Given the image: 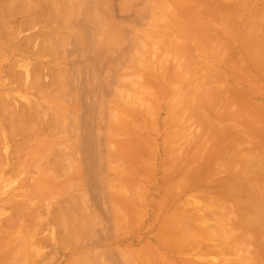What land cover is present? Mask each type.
I'll list each match as a JSON object with an SVG mask.
<instances>
[{"label":"rangeland","instance_id":"374dc122","mask_svg":"<svg viewBox=\"0 0 264 264\" xmlns=\"http://www.w3.org/2000/svg\"><path fill=\"white\" fill-rule=\"evenodd\" d=\"M250 1L248 3V0H0V71L3 66L0 72V117L9 115L8 111H13L12 108L15 109L16 114H22V117L26 113L23 119L20 117L22 121L25 120L24 123H20L19 117L14 116L7 120L4 116L3 121L5 122H2L0 127L7 134L11 133L8 135L12 143L9 142L10 145L17 143V147L15 145L16 148L13 147V149H19V151H13L15 154L10 149L11 151L9 150V154L5 157L6 154L0 147V151L3 152L0 153L5 154L4 156L0 154L3 156V158L0 157V165H8L5 167L6 171L0 172V178L5 176L4 179H0V230H2L0 231V264H170V262L195 264V261L202 259L208 263H215L214 258L233 255L230 247L235 248L236 245L232 246L233 242L223 243L225 240L223 239L222 244L220 243V252L214 250L212 252L204 247L206 252L202 254L197 251L194 244L193 246L190 244L194 249L190 248L189 244L188 248L185 247L189 242L186 240L189 239L184 233L190 231L188 224L193 225L195 220L197 222V215L199 214V217L205 212L202 211L204 210L202 206H200L201 210L197 205L202 201L205 203L211 201L213 204L215 200L218 204L217 199L223 201L224 215L222 214V217L224 218L222 220L226 224L221 220L225 225L223 226L231 227L234 224V233L229 231L233 226L229 230L227 228L225 233L229 235L231 233V239L229 235L224 238L236 240L235 236L240 237L244 232L248 235L243 234L242 238H248L249 232L253 230L255 232L259 227L258 231L261 235L258 236V231L251 232L255 236L254 240L251 237L253 241L249 238L247 242L246 238V240L242 238L238 240L243 244L241 246L243 249L249 250L250 256L253 254L252 249L253 252L257 246L259 247L256 251L260 249V244H264V237L262 238L264 223L260 222L264 219V211L261 210L264 208V172H262L264 171V155H262L264 154V111L262 112L264 109V68L261 69L264 67L262 65L264 64V57L262 58L264 45L261 44V42L264 43V24L262 25L264 19L259 17L264 15V0H252L254 6L250 5L252 4ZM255 5L256 8H254ZM243 6L251 8L252 16L259 14L257 17L254 16L255 20L251 19L258 20L256 23L258 28L255 27L254 31L255 25L252 24L253 29H250L249 23H245L247 20L242 18L244 11L248 9ZM216 8L222 12H217ZM232 11L234 13H231ZM248 12L250 9L246 13ZM241 25L243 29L246 27L252 30L247 29L252 34L246 32V29L243 33V29H239ZM259 26L261 29L263 27V31ZM227 28L233 29L234 35L237 33L236 37ZM257 30L258 32L255 33ZM211 32H214V35ZM220 36L221 39H219ZM247 37L254 39H247L250 42H256L250 43L247 40L245 42L243 39ZM216 38L223 44L217 42ZM224 40H227L225 44H228L225 45ZM211 42H214V46H211ZM244 42L249 47L251 44V46L254 45L256 49L250 47L252 49L250 51V48L247 49L248 46L244 48ZM220 45L223 48L218 49ZM229 49H231L230 53ZM251 52L259 58L254 59L255 55L253 57ZM208 65L212 73L217 71L214 72L216 77L214 73L212 75L210 71L207 72ZM26 67H29L33 77L32 74L29 78L26 77L24 74ZM246 69H249L250 72H248L252 75L248 74ZM203 71L209 73V75L206 73L209 82L203 81L205 75L203 78L199 77L204 74ZM216 73L220 76L217 77ZM210 75L215 79L222 77L223 80L219 79L221 83H216V79L210 84ZM193 76L197 79L196 81ZM38 79L43 81H40L43 85H37ZM200 80L208 85L201 84ZM250 80H253L254 85L249 82ZM2 83L7 85L4 87ZM202 86L205 88L209 86L212 91H207L206 88V94ZM209 87L208 90L211 89ZM198 88L205 93L203 98ZM221 90L225 93L226 90L234 91L231 92L234 95H227L230 92L225 95ZM210 92L217 94L212 96ZM193 93L197 97L193 96ZM244 94L247 102L241 98ZM207 95L211 98L209 99ZM213 97L219 99H213ZM230 98L234 99L230 100ZM216 100L220 105L216 103ZM234 101L235 103L232 104ZM196 102H200L201 107L197 106ZM228 103L232 104L233 111L245 108L243 112L238 109L236 112L240 111L234 115V118L236 115H241L240 118L237 116L241 121L237 118H229L228 114L226 119L225 115L229 111V115L234 114L231 113L232 110ZM257 103H261L258 105L260 107ZM216 104L219 107L217 109ZM223 104H226L225 108ZM3 105H7L5 108L9 107L5 113L2 112L5 109ZM191 105L195 108L199 107L198 110L192 108ZM204 108L208 109L204 110ZM194 109L197 113L202 112L199 113L198 119L195 111V113L191 112L192 118H190V110ZM218 109L220 111H217ZM221 109H225V115L220 113ZM207 111L212 113L208 114ZM244 111L248 113L245 114ZM28 112H31V115H28ZM245 115L248 116L245 117ZM243 119L245 122L247 120L248 124ZM259 121L261 124L258 123ZM202 122L207 125V128L200 124ZM225 123L232 126L228 125V127ZM22 125L28 128L29 133L25 132L26 129L23 130ZM221 125L222 130L219 128ZM213 126L214 128L216 126V131ZM254 126L263 129L259 130V127L256 129ZM226 132L227 136H225ZM218 133H223L224 137ZM21 136L28 144L34 145L35 153H28L29 145L26 141L24 143ZM220 139H225V142L223 141L225 147ZM18 142L28 147L24 144L19 145ZM235 142L236 146L237 143L240 145L235 147ZM77 143H82L80 149L83 154L81 161L84 162V169L75 166L78 165L79 157L76 152ZM199 143L203 144L201 148L206 143L207 147L203 149L204 152L199 148L201 145H198ZM225 148L229 152H226ZM208 149L209 151L205 152ZM219 149L222 155L219 154ZM20 152L21 155H19ZM200 152H203V157ZM24 154L25 156H22ZM241 155L248 161L250 159V164L254 162L252 168L250 164L247 165V160ZM254 155H258L257 158L263 156L260 158L262 161L257 160L256 156L254 158ZM223 156L225 158L228 156L227 160ZM194 157L197 158L196 161ZM201 158L204 160H200ZM228 159L229 164L226 163ZM256 160L259 165L263 166H258L262 170L257 167ZM242 163L245 165L244 169L247 167L248 170L243 171ZM200 165H202L201 170L197 171ZM236 166L238 167L235 169ZM10 168L12 170L15 168V170L11 171ZM16 169L17 172H15ZM184 170L186 174L183 173ZM188 170L192 171L188 172ZM193 171H197L200 176ZM11 172L13 174H10ZM243 172L245 173L242 177ZM181 173L183 176L180 175ZM184 180L186 184L188 183L187 185H184ZM245 184L250 188L246 189ZM247 193H251V201ZM211 197L214 199L213 202ZM207 199L208 202H206ZM254 201L257 203H253ZM220 203L218 205H222ZM235 203L241 204L240 207ZM252 205L255 206H253L254 210H251ZM246 206L248 209L245 208ZM27 208L32 213L26 211ZM240 209L246 211L237 212ZM255 210L261 213V220L259 219L260 213ZM37 211L39 213H36ZM233 213L237 214L235 215L237 219ZM31 214H38L39 218L37 219L36 215L27 217L32 216ZM13 215L17 218H12ZM246 215L256 220L259 219V222L257 220L256 224L255 220H251L252 217L247 219ZM172 216L174 220L183 218V221H181L182 218L179 219L180 221L176 220L181 222L180 225L186 224L185 227L181 226L187 229L183 231L184 233L179 231L181 227L179 228L178 224V230L174 227L178 222H175ZM204 218L211 219L208 214ZM7 219H13L14 223ZM14 219L16 221L19 219V221L16 222ZM169 223H173L170 224L173 228ZM235 227L238 228L235 229ZM249 227H252L251 230H248ZM174 228L176 234L173 233ZM194 228L191 230H195ZM4 230L7 235L3 233ZM170 231L171 233L166 236L165 233ZM162 233L167 238V242H163L162 239L160 241L159 238L164 237ZM177 235H180L179 239H176ZM191 235L188 233V237L192 238ZM165 237L163 240L166 239ZM184 237L186 240L181 242L180 238L184 239ZM168 238H171V241ZM258 241L260 243L257 244ZM260 250L257 251L259 260L264 253L262 249L259 256ZM199 257L202 259H198ZM221 261L223 264L224 260ZM221 263L218 261L215 264ZM259 264H261L260 261Z\"/></svg>","mask_w":264,"mask_h":264},{"label":"bare ground","instance_id":"6f19581e","mask_svg":"<svg viewBox=\"0 0 264 264\" xmlns=\"http://www.w3.org/2000/svg\"><path fill=\"white\" fill-rule=\"evenodd\" d=\"M249 1H250V0H248V3H249ZM250 2H252V0H251ZM253 2H254V1H253ZM253 2H252V4H250V5H253ZM255 2H256V1H255ZM227 3H228V2H227ZM235 3H236V2H235ZM238 4H239V3H238ZM254 4H255V3H254ZM239 5H240V4H239ZM241 5H242V3H241ZM241 5H240V6H241ZM245 5L248 6L249 4H248V5L245 4ZM250 5H249V6H250ZM256 5H257V4H256ZM256 5H255L254 8H256ZM230 6H231V4H230ZM235 6H236V4H235ZM246 6H243V7L248 8L247 11L250 9V12L246 13L247 11H246V10H245V11L243 10L245 14H243L244 16L242 15V16H243L242 18L245 19V20H247V22H245V23H247V24L249 23L248 27H249L250 29L253 27V26L251 27L252 24L255 25V26H254V29L252 28L253 31H254V30H255V27H257V26H256V23H257L258 20H257V21H253V20H251V19H254V20H255L254 16L257 17V16H259V14H258L257 16H256V15L252 16V15L250 14V13H251V8L246 7ZM253 6H254V5H253ZM253 6H251V7L253 8ZM263 7H264V6H263ZM236 8H237V7H236ZM236 8H235L234 10H236ZM241 8H242V7H241ZM241 8H240V10L243 9V8H242V9H241ZM216 9H217V12H222V11H220V9H219V11H218V8H216ZM228 9H230V8H228ZM260 9H261V8H260ZM262 9H263V8H262ZM238 10H239V9H238ZM240 10H239V11H240ZM225 11H226V10H225ZM236 12H237V11H236ZM253 12H254V11H253ZM261 12H262V11H261ZM263 12H264V10H263ZM263 12H262V13H263ZM215 13H216V12H215ZM226 13H227V12H226ZM228 13H229V12H228ZM231 13H234V12L232 11ZM231 13H230V15H231ZM240 13H242V12H240ZM237 14H238V13H237ZM247 14H250V15H247ZM253 14H255V13H253ZM217 15H218V14H217ZM217 15H216V16H217ZM219 15H220V14H219ZM230 15H229V16H230ZM233 15H234V14H233ZM235 15H236V14H235ZM235 15H234V16H235ZM240 15H241V14H240ZM245 15H247L246 18H248V19L245 18ZM224 16H226V15H224ZM224 16H223V18H225ZM237 16H239V15H237ZM250 16H251V18H250ZM262 16H264V15L262 14L261 17H259V18H263V19H264V17H262ZM226 17H228V16H226ZM252 17H253V18H252ZM232 18H235V17H232ZM232 18H230V19H232ZM242 18H241V19H242ZM225 19H226V18H225ZM230 19H229V21H230ZM238 19H240V17H239ZM222 20H223V19H222ZM234 20H235V19H234ZM236 20H237V18H236ZM245 20H244V21H245ZM248 20H249L250 22H248ZM260 20H261V19H260ZM260 20H259V21H260ZM232 21H233V20H232ZM241 21H243V20H241ZM241 21H240V22H241ZM244 21H243V22H244ZM251 21H252L253 23H251ZM261 21H262V20H261ZM261 21H260V23H261ZM243 22H241V23L243 24ZM263 22H264V21H263ZM263 22H262V25L264 24ZM250 23H251V24H250ZM237 25H238V22H237ZM244 25L247 26L246 24H244ZM244 25H243V26H244ZM258 25H261V24H258ZM238 27H239V26H238ZM240 27H241V28H239L240 30L243 29V28H242V25H241ZM235 28L238 29L237 27H235ZM249 28H246V27H245L244 29H246L245 31L247 32V31H248L247 29H249ZM257 28H258V27H257ZM259 28H260V30L263 29V27H262V29H261V26H259ZM227 29H228V28H227ZM244 29H243V33H244ZM250 29H249V30H250ZM218 30H219V29H218ZM228 30H229V29H228ZM240 30H239V31H240ZM229 31H232V33H233V29H232V30H229ZM234 31H235V30H234ZM250 31H252V30H250ZM262 31H263V30H262ZM216 32H218V31L216 30ZM222 32H223V31H222ZM257 32H258V30L255 31V33H257ZM211 33H213V35H214V32H211ZM230 33H231V32H230ZM248 33H249V31H248ZM253 33H254V32H253ZM259 33H261V32H259ZM262 33H263V32H262ZM262 33H261V34H262ZM208 34L210 35V33H208ZM246 34H247V33H246ZM249 34H252V32L249 33ZM209 35H208V36H209ZM218 35H219V32H218ZM235 35H237V33H235ZM235 35H234V33H233V36H235ZM221 36H222V35H221ZM221 36H220V38H219V37H218V38L221 39ZM224 36H225V35H224ZM240 36H242V35H240ZM244 36L246 37V35H244ZM244 36H243L242 38H244ZM248 36H249V35H248ZM250 36H251V35H250ZM256 36H257V34H256ZM260 36H261V35H260ZM263 36H264V35H263ZM263 36H261V37H263ZM210 37H211V36H210ZM212 37H213V36H212ZM212 37H211V38H212ZM225 37H226V36H225ZM235 37H236V36H235ZM237 37H238V36H237ZM251 37H252V36H251ZM251 37H250V38L247 37V38H245V39H243V40H244V41L247 40V39H252V40H254V39L251 38ZM261 37H260V38H261ZM211 38L208 37V39H211ZM223 38H224V37H223ZM257 38H258V36H257ZM208 39H207V40H208ZM216 39H217V38H216ZM261 39H262V38H261ZM213 40H214V39H213ZM228 40H229V38H228ZM233 40H234V39H233ZM239 40H240V39H239ZM258 40H259V39H258ZM263 40H264V37H263ZM208 41H209V40H208ZM211 41H212V40H211ZM214 41H215V40H214ZM225 41H227V40H224V44H225ZM229 41H231V40H229ZM247 41L250 42V40H247ZM259 41H260V40H259ZM217 42H219L218 39H217ZM241 42H243V41H241ZM245 42H246V41H245ZM245 42H244V43H245ZM253 42H256V41H251L250 43H253ZM263 42H264V41H263ZM209 43H210V42H209ZM213 43H214V42H213ZM213 43L211 42V46H212V45L214 46ZM219 43H220V42H219ZM215 44H216V43H215ZM220 44H223V43H220ZM226 44H228V43H226ZM226 44H225V45H226ZM231 44H232V43H231ZM261 44L264 45V43H262V42H261ZM261 44H260V45H261ZM225 45H224V47H225ZM233 45H234V44H233ZM249 45H250V44H249ZM251 45H252V44H251ZM251 45H250L251 48H252V47L255 48L254 45H253V46H251ZM256 45H257V43H256ZM260 45H259V47H261ZM227 46H230V45H227ZM242 46H243V45H242ZM246 46H248L247 43L244 44V48H245ZM221 47L223 48V46L220 45V47H218V49H220ZM250 47L248 46L247 49H249ZM212 48H213V47H212ZM214 48H217V47H214ZM230 48H231V47H230ZM235 48H236V47H235ZM251 48H250V51H252ZM261 48H262V47H261ZM261 48H259V49H261ZM225 49H227V48L225 47ZM225 49H224V50H225ZM237 49H238V48H237ZM255 49H256V48H255ZM255 49H254V50H255ZM257 49H258V48H257ZM262 49H264V47H263ZM216 50H217V49H216ZM222 50H223V49H222ZM227 50H228V49H227ZM230 50H231V49H229V53L231 52ZM254 50H253V51H254ZM219 51H220V50H219ZM234 51H235V50H234ZM242 51H243V50H242ZM255 51H256V50H255ZM255 51H254V52H255ZM257 51L259 52V50H257ZM247 52H248V51H247ZM256 53H257V52H255V54H256ZM260 53H261V51H260ZM249 54H250V53H249ZM253 54H254V53H253ZM255 54H254V55H255ZM262 54H263V53H261V55H262ZM227 55H228V53H227ZM251 55H252V52H251ZM251 55H248V56L251 57ZM254 55H252V56L254 57ZM256 55L258 56V54H256ZM256 55H255L254 59H255V58H256V59L259 58V57H256ZM261 55H260V56H261ZM239 56H240V55H239ZM263 57H264V55H262V58H263ZM251 58H252V57H251ZM242 59H243V58H242ZM251 61H252V60H251ZM253 61H254V60H253ZM254 62H255V63H259V61L256 62V60H255ZM3 63H4V62H3ZM255 63H254V64H255ZM260 63H262V62H260ZM263 63H264V61H263ZM246 64H247V63H246ZM247 65H248V64H247ZM262 65H264V64H262ZM208 66H209V65H208ZM252 66L255 67L254 65H252ZM259 66H260V65H259ZM259 66H256V67L259 68ZM1 67H2V69H1L0 72H2V70H3V66H1ZM204 67H205V66H204ZM204 67H203V68H204ZM246 67H247V66H246ZM32 68H34V67H32ZM203 68H202V69H203ZM263 68H264V67H262L261 69H263ZM22 69H23V68H22ZM24 69H25V67H24ZM24 69H23V70H24ZM205 69H206V71H207V68H205ZM210 69H211V68H210V66H209V70H208L207 72L210 71L212 75H213L214 72H217V71H214V72L212 73V71H211ZM256 69H257V68H256ZM33 70H34V69H33ZM246 70H247V69H246ZM9 71H10V70H9ZM35 71H36V68H35ZM198 71H199V70H198ZM204 71H205V70H204ZM204 71H203V72H204ZM248 71L250 72L249 69L247 70V73L250 74ZM261 71H263V70H261ZM4 72H5V71H4ZM20 72H22V70H20ZM32 72H33V71H32ZM194 72H195V71H194ZM199 72H200V71H199ZM201 72H202V71H201ZM207 72H206V73H207ZM206 73H205V72H204V74L201 73L202 75L199 73L201 76H199L198 74H197V76L203 78V76L205 75V78H206V79L204 78L203 81H208V82H209V80H207ZM251 73H252V72H251ZM10 74H11V73H10ZM10 74H9V75H10ZM17 74H18V73H17ZM20 74H21V73H20ZM20 74H18V75H20ZM22 74H23V73H22ZM24 74H26V77H28V78H29V76L32 74V73H31V70L29 69V67H26V70H25V73H24ZM189 74H190V73H189ZM193 74H194V73H193ZM207 74L209 75V73H207ZM11 75H13V74H11ZM34 75H35V73H34ZM212 75H210V78H211V79L208 78V79H210V84L213 82V80L215 81L216 79H217V81H215V82H216V83L219 82L218 80H219L220 78H219V79H218V78L215 79V78L212 77ZM216 75H217V77H218L219 73H216ZM250 75H252V74H250ZM253 75H254V74H253ZM13 76H14V75H13ZM13 76H12V77H13ZM24 76H25V75H24ZM24 76H23V77H24ZM219 76H220V75H219ZM16 77H17V76H16ZM16 77H15V78H16ZM18 77H19V76H18ZM23 77H22V78H23ZM32 77H33V74H32ZM39 77H40V75H39ZM193 77H194V76H193ZM199 77H196V78H199ZM214 77H216V76H215V73H214ZM19 78H20V77H19ZM212 78H213V79H212ZM40 79H41V77H40ZM40 79H38V80H39V83H38L37 85L42 84V83H40V81H42V80H40ZM199 79H200V78H199ZM199 79H198V80H199ZM221 79H222V77H221ZM221 79H220V80H221ZM17 80H19V79H17ZM20 80H21V79H20ZM192 80H193V79H192ZM194 80L196 81L197 79H195V77H194ZM222 80H223V79H222ZM203 81L200 80V82H202L201 84H205V83H206V82L204 83ZM211 81H212V82H211ZM42 82H43V81H42ZM192 82H194V81H192ZM249 82H252V84H253V80H250ZM254 82H256V81H254ZM194 83H196V85L198 84V82H194ZM219 83H221V82H219ZM222 83H224V82H222ZM2 84H3V83H2ZM206 84L208 85V83H206ZM229 84H230V83H229ZM5 85H7V84H5ZM5 85L3 84L2 86L5 87ZM29 85H31V84H29ZM34 85L36 86V82H34ZM42 85H43V84H42ZM44 85L46 86V84H44ZM222 85H223V84H222ZM253 85H254V84H253ZM204 86H206V85H204ZM29 87H30V86H29ZM31 87H32V85H31ZM195 87H197V86H195ZM202 87H203V86H202ZM202 87H201V88H202ZM208 87H209V86H208ZM208 87H206L207 89H206L205 87H203V88H204V90L206 89L207 91H212V88L209 87V89H210V88H211V89L208 90ZM220 87H221V85H220ZM254 87H255V86H254ZM256 87H257V86H256ZM259 87H261V85H260ZM193 88H194V87H193ZM199 88H200V86H199ZM199 88H198V90H199ZM214 88H215V87H214ZM221 88H222V87H221ZM221 88H220V89H221ZM217 89L219 90V88H217ZM225 89H226V88H225ZM262 89H263V88H262ZM193 90H194V89H193ZM206 90L204 91L205 93L207 92ZM213 90H214V89H213ZM215 90H216V89H215ZM260 90H261V89H260ZM199 91H200V90H199ZM202 91H203V90H202ZM202 91H200V92L202 93L201 96H202V98H203V94L205 95V93H203ZM221 91L224 92L223 90H221ZM226 91H227V92H230V93H228L227 95L231 94V92H234V91H228V90H226ZM262 91H263V90H262ZM227 92H226V93H227ZM263 92H264V91H263ZM210 93H212V96H215L214 94H217V93H214V92H210ZM210 93H209V95H211ZM224 93H225V92H224ZM226 93H225V95H226ZM206 94H207V93H206ZM218 94H219V93H218ZM192 95L194 96L195 94L193 93ZM198 95H199V92H198ZM209 95H207V96H209ZM222 95H223V93H222ZM232 95H234V93L231 94L230 96H232ZM240 95H241V94H240ZM240 95H239V96H240ZM195 96H196V95H195ZM219 96H220V94H219ZM239 96H238V97H239ZM244 96H245V94H244L243 97H241V98L243 99ZM196 97H197V96H196ZM196 97H195V98H196ZM198 97H200V96H198ZM216 97H218V96L216 95ZM216 97H215V98L213 97V99H217ZM222 97H223V96H222ZM190 98H192V97L190 96ZM204 98H205V96H204ZM210 98H211V97L209 96V99H210ZM220 98H221V96H220ZM224 98H225V97H224ZM239 98H240V97H239ZM239 98H237V100H238ZM241 98H240V100H242ZM3 99H5V98H3ZM6 99H7V98H6ZM6 99H5V100H6ZM192 99H193V98H192ZM205 99H208V97H206ZM218 99H219V98H218ZM218 99H217V100H218ZM232 99H234V98H232ZM232 99L230 98V100H232ZM245 99H246V98H244V100H245ZM248 99H249V98H248ZM196 100H197V99H196ZM217 100H216V103L218 104V101H217ZM219 101H220L221 103L223 102V101H221V100H219ZM5 102H6V101H5ZM189 102H190V101H189ZM202 102H203V100H202ZM224 102H225V101H224ZM236 102H240V101H236ZM243 102H244V101H243ZM245 102H247V101L245 100ZM191 103H192V101H191ZM194 103H195V102H194ZM199 103H200V102H199ZM199 103L196 102V104H198L197 106H200V107H201V105H200ZM211 103L213 104V101H212ZM211 103H210V104H211ZM233 103H235V101L232 102V104H233ZM250 103H251V101H250ZM252 103H253V101H252ZM254 103H255V102H254ZM189 104H190V103H189ZM192 104H193V103H192ZM203 104H204V103H203ZM207 104H208V101H207ZM207 104H206V105H207ZM217 104H216V109L219 108V107H217V106L220 105V103H219L218 105H217ZM228 104H229V103H228ZM232 104H229L230 107L228 106L230 109H231V107H232V106H231ZM240 104H241V103H240ZM240 104H239V106H241ZM259 104H261V103H259ZM259 104L257 103V106H258ZM193 105H194V104H193ZM206 105H204V107H205ZM225 105H226V104H223V106H224L223 108H225ZM262 105H263V104H262ZM6 106H7V105H6ZM6 106L3 105L4 108H5ZM191 106H192V105H191ZM194 106H195V105H194ZM194 106H192V108H195ZM211 106H212V105H211ZM234 106H235V105H234ZM234 106H233V109H234ZM236 106H237V104H236ZM242 106H243V103H242ZM242 106H241V107H242ZM246 106L248 107V105H246ZM206 107H207V106H206ZM208 107H209V106H208ZM226 107H227V106H226ZM237 107H238V106H237ZM237 107H236V108H237ZM244 107H245V106H244ZM247 107H246V108H247ZM251 107H252V106H251ZM258 107H260V106H258ZM1 108H2V107H1ZM8 108H9V107L5 108L3 111H2V109H1V111H2L3 113H5V111H6ZM31 108H32V107H30V109H31ZM197 108H199V107H197ZM197 108H195V109L198 110ZM209 108H210V107H209ZM221 108H222V107H221ZM249 108H250V106H249ZM195 109H194L193 111H191L192 109L190 110V118H192V117H191V112H193V113L196 112V116H197V114H198V116H197V119H198V117H199V115H200L199 113H202V112H199V111H198L199 113H197V111H195ZM202 109H203V108H202ZM205 109H206V108H204V110H205ZM207 109H208V108H207ZM207 109H206V110H207ZM227 109H228V108H227ZM230 109H229V110H230ZM238 109H240V108H238ZM238 109H237V110H238ZM244 109H245V108H243V110H244ZM254 109H255V108H254ZM258 109H259V108H258ZM9 110H10V109H9ZM12 110H13V111H11V110L8 111V114H9V115H6V116H5V115H1V117H0V127H1L2 124L5 122V121H3L5 117L7 118V120H8V118H9V119H12L11 117H14V116H15V118L19 117V119H20V117H22V114L20 115V114H16V112H14L15 109L12 108ZM214 110H215V109H214ZM221 110H222V109H221ZM224 110H225V109H224ZM224 110H222V112H220V113H223V114H224V112H225ZM231 110H232V109H231ZM237 110H235V111L232 110L231 113H234V114H230V115H229V112H230V111H229V112L227 111L228 113H226V115L224 114V115L226 116V119L228 118V117H227V114H228L229 118H230V117H231V118H232V117L234 118L235 113H238L240 110H242V108H241L238 112H236ZM243 110H242V112H243ZM246 110H247V109H246ZM260 110H261V109H260ZM188 111H189V109H188ZM194 111H195V112H194ZM209 111H210V110H209ZM209 111H207L208 114L210 113ZM217 111H220V110L218 109ZM248 111H249V110H248ZM248 111H247L246 113H248ZM250 111H251V110H250ZM252 111H253V110H252ZM263 111H264V109L262 110V112H263ZM253 112H254V111H253ZM255 112H256V111H255ZM19 113H20V112H19ZM21 113H22V111H21ZM24 113H25V112H24ZM211 113H212V112H211ZM211 113H210V114H211ZM220 113H219V114H220ZM240 113H241V112H240ZM244 113H245V111H244ZM246 113H245V114H246ZM1 114H2V113H1ZM27 114H28V115H31V112H28ZM214 114H215V113H214ZM241 114H242V113H241ZM257 114H258V112H257ZM257 114H256V115H257ZM193 115L195 116V114H193ZM224 115H222V116L224 117ZM242 115H243V114H242ZM258 115H259V114H258ZM261 115H263V114H261ZM4 116H5V117H4ZM9 116H10V117H9ZM24 116H26V113L24 114ZM24 116H23V117H24ZM194 116H193V118H194ZM201 116H203V115H201ZM209 116H211V115H209ZM214 116H216V115H214ZM220 116H221V115H220ZM222 116H221V117H222ZM237 116H239V115H236V118H237ZM240 116H241V115H240ZM240 116H239V118H240ZM247 116H248V115H247ZM247 116L245 115V117H247ZM249 116H250V114H249ZM23 117H22V119H23ZM33 117H34V116H33ZM221 117H219V118H221ZM242 117H243V116H242ZM255 117H256V116H255ZM261 117H262V116H261ZM263 117H264V115H263ZM28 118H29V117H28ZM236 118H234V119H236ZM250 118H251V116H250ZM203 119H204V118H203ZM217 119H218V112H217ZM223 119H224V118H223ZM252 119H253V118H252ZM252 119H251V120H252ZM254 119H256V118H254ZM258 119H259V118H258ZM261 119H262V118H261ZM15 120H16V119H15ZM20 120H21V119H20ZM191 120H192V119H191ZM199 120H202V119H199ZM199 120H198V122H199ZM206 120H207V118H206ZM237 120H239V119L237 118ZM23 121L25 122V120H23ZM23 121L21 120L20 123H21V124L24 123ZM26 121H27V119H26ZM192 121H194V120H192ZM204 121H205V120H204ZM239 121H241V120H239ZM243 121L245 122V119H243ZM254 121H256V120H254ZM263 121H264V120H263ZM2 122H3V123H2ZM198 122H195V123L198 124ZM200 122H201V121H200ZM205 122L208 123V121H205ZM209 122H211V121H209ZM215 122L217 123V121H215ZM250 122H251V121H250ZM250 122H249V123H250ZM256 122H257V121H256ZM12 123H13V122H12ZM16 123H17V122H16ZM211 123H212V122H211ZM234 123H235V122H234ZM241 123H243V122H241ZM245 123H247V120H246ZM245 123H244V124H245ZM258 123L261 124L260 121H259ZM6 124H7V123H6ZM8 124H9V123H8ZM200 124H201V125L203 124V126L205 125L204 128H205V127L207 128V125L204 124L203 122L200 123ZM218 124H219V122H218ZM225 124H226V123H225ZM225 124H224V125H225ZM247 124H248V123H247ZM247 124H246V126H249V125H247ZM250 124H251V123H250ZM262 124H263V122H262ZM9 125H10V124H9ZM25 125H26V124H25ZM208 125H209V124H208ZM219 125H220V124H219ZM226 125H227V126H228V125L230 126V124H226ZM238 125H239V124H238ZM242 125H243V124H242ZM253 125H255V124L253 123ZM253 125H252V126H253ZM3 126H4V125H3ZM5 126H6V125H5ZM22 126H23V125H22ZM45 126H46V125H45ZM216 126H217V125H216ZM216 126H215V128H214V126H213L214 130L216 129ZM229 126H228V127H229ZM231 126H232V125H231ZM231 126H230V127H231ZM235 126H236V125H235ZM200 127H202V126H199V128H200ZM211 127H212V126H211ZM218 127H219V126H218ZM222 127H223V126L221 125L219 128L222 130ZM250 127H251V126H250ZM254 127H256V129H257V127H259V126H254ZM10 128H12V127H10ZM23 128H24L23 130L26 129L25 126H23ZM202 128H203V127H202ZM202 128H201V129H202ZM219 128H218V129H219ZM232 128H233V127H232ZM232 128H231V129H232ZM234 128H235V127H234ZM263 128H264V126H263ZM263 128L261 127V129H260V127H259L258 129H259V130H262ZM3 129H4V128H3ZM5 129H6V128H5ZM27 129H28V128H27ZM27 129H26L25 132H28ZM42 129H43V128H42ZM208 129H209V127H208ZM211 129H212V128H211ZM220 129H219V131H220ZM238 129H239V128H238ZM250 129L253 130V128H250ZM256 129H254V131H255ZM6 130H7V129H6ZM209 130H210V129H209ZM203 131H204V130H203ZM205 131H206V130H205ZM215 131H216V130H215ZM225 131H226V130H225ZM225 131H224V132H225ZM8 132H9V131H8ZM43 132H44V131H43ZM199 132H200V131H199ZM222 132H223V131H222ZM228 132H229V131H228ZM243 132H244V131H243ZM247 132H248V131H247ZM259 132H260V131H259ZM261 132H262V131H261ZM28 133H29V132H28ZM41 133H42V132H41ZM41 133L39 134L40 136L42 135ZM203 133H204V132H203ZM9 134L11 135V133H8V134H7V132H6L5 130H2V128L0 129V145H2V146H0V147H2V149L4 150V152H5V154H6L5 157H7V155L9 154V150H10V149L12 150V151L10 150L11 152L16 151V150L19 151V149H15V150L13 149V147H14L17 143H15V145H10L11 142L9 141V139H10V137L8 136ZM12 134H13V133H12ZM14 134H15V133H14ZM201 134H202V133H201ZM213 134H214V133H213ZM218 134H219V133H218ZM218 134H217V135H218ZM222 134H223V133H222ZM222 134H219V135L221 136ZM246 134H247V133H246ZM250 134H251V132H250ZM15 135H16V134H15ZM15 135H14V136H15ZM17 135H18V132H17ZM17 135H16V136H17ZM205 135H206V134H205ZM30 136H31V134L29 135V137H30ZM40 136H39V137H40ZM213 136H215V134H214ZM222 136H223V135H222ZM225 136H227V132H226V135H225ZM246 136H247V135H246ZM8 137H9V139H8ZM202 137H203V136H202ZM223 137H224V136H223ZM248 137H249V135H248ZM21 138H22V136H21ZM24 138H25V136H24ZM26 138H27V136H26ZM207 138H209V137H207ZM211 138H213V137H211ZM218 138H219V137H218ZM226 138H227V137H226ZM229 138H232V137H229ZM242 138H243V137H242ZM22 139H23V138H22ZM12 140H13V138H12ZM23 140H24V139H23ZM34 140H35V139H34ZM34 140H33V142H34ZM210 140H211V139H210ZM210 140H209V141H210ZM224 140H225V139H223V140L220 139V141H222L221 143H224V142H225ZM25 141H26V139L24 140V143H25ZM29 141H30V140H29ZM31 141H32V140H31ZM223 141H224V142H223ZM9 142H10V143H9ZM22 142H23V141H22ZM22 142H21V143L18 142V144H19V145L24 144V143H22ZM199 142H202V141H199ZM203 142H204V141H203ZM203 142H202V143H203ZM212 142H214V141H212ZM215 142H216V141H215ZM215 142H214V143H215ZM217 142H218V141H217ZM237 142H238V141H237ZM30 143H32V142H30ZM202 143H199V144H198V145L201 144L199 148H201V146L203 145ZM214 143H213V144H214ZM221 143H220V144H221ZM11 144H12V143H11ZM26 144H28L27 141H26ZM26 144H24V146H25V147H28ZM77 144H78V143H77ZM81 144H82V143H81ZM81 144H78V145H77L78 147H76V148H77L76 152H77L78 155H79V157H78V155H77L78 160H79V163H78V160H77V164H78V165H75V166H76L77 168H79V169H84V168H85L84 162L81 161V159H82V157H83V154L81 153L82 151H81V149H80V148L82 147ZM205 144H206V143H205ZM205 144H204V146L201 148V151H202L205 147H207ZM233 144H234V143H233ZM237 144L240 145V143H237ZM19 145H18V147H20ZM28 145H29V147H28L29 149L27 148V149H28V153H30V154L35 153L36 151H35L34 145H33V144H31V145L28 144ZM217 145H218V143H217ZM238 145H237V146H238ZM11 146H12V148H11ZM215 146H216V145H215ZM218 146H219V145H218ZM223 146L225 147V143H224ZM233 146H234V145H233ZM237 146H236V142H235V147H237ZM16 147H17V145H16ZM16 147H14V148H16ZM221 147H222V146H221ZM227 147H228V146H227ZM227 147H226V148H227ZM229 147L231 148L232 146H229ZM229 147H228V148H229ZM196 148H198V147L196 146ZM199 148H198V149H199ZM214 148H215V147L213 146L212 149L214 150ZM218 148H219V147H218ZM226 148H225V150H226ZM228 148H227V149H228ZM232 148H233V147H232ZM238 148L240 149L241 147H238ZM238 148H237V149H238ZM2 149H1V150H2ZM20 149H21V147H20ZM24 149H26V148H24ZM198 149H197V150H198ZM216 149H217V148H216ZM220 149H221V148H220ZM220 149H219V150H220ZM237 149H236V150H237ZM82 150H83V149H82ZM197 150H196V151H197ZM210 150H211V148H210ZM213 150H212V151H213ZM234 150H235V148H234ZM193 151H194V150H193ZM199 151H200V150H199ZM199 151H198V152H199ZM208 151H209V149H208L207 151L205 150V152H208ZM227 151H228V150H226V152H227ZM0 152H2V151H0ZM26 152H27V151H26ZM194 152H195V151H194ZM203 152H204V150H203ZM203 152H202V153H203ZM222 152L224 153V149H223V148H222ZM228 152H229V151H228ZM2 153H3V152H2ZM2 153H0V154H2ZM196 153H197V152H196ZM200 153H201V152H200ZM200 153H199V154H200ZM202 153H201V154H202ZM210 153H211V152H210ZM215 153H217V152H215ZM234 153H236V152H234ZM5 154H2V155L4 156ZM13 154H15V152H13ZM16 154H18V152H16ZM25 154H26V153H25ZM25 154L22 155V156H25ZM201 154H200V155H201ZM219 154L222 155L221 150H220ZM224 154H225V153H224ZM224 154H223V155H224ZM2 155L0 156L1 158H3ZM19 155H21V152L19 153ZM190 155H191V154H190ZM192 155H193V154H192ZM192 155H191V156H192ZM197 155H198V153H197ZM215 155H216V154H215ZM215 155H214V156H215ZM221 155H220V157H221ZM237 155H238V154H237ZM260 155H261V154H260ZM262 155H264V154H262ZM9 156H10V155H9ZM12 156H13V155H12ZM85 156H86V155H85ZM194 156H195V155H194ZM204 156H206V155H204ZM214 156H213V157H214ZM224 156H226V155H224ZM224 156H223V157H224ZM230 156H231V155H230ZM230 156H229V157H230ZM241 156H242V155H241ZM255 156H256V158L258 157V155H254L253 157L255 158ZM20 157H21V156H20ZM189 157H190V156H189ZM198 157H199V156H197V158H198ZM202 157H203V154H202ZM227 157H228V156H227ZM227 157H226V158L224 157L225 160H227ZM242 157H243V156H242ZM259 157H260V156H259ZM262 157H263V156H261L260 158H262ZM9 158H11V157H9ZM14 158H16V157H14ZM21 158H22V157H21ZM194 158H195V161H196L197 158H196V157H194ZM194 158H193V159H194ZM211 158H212V157H211ZM237 158H238V157H237ZM237 158H236V159H237ZM239 158H240V160H241V157H239ZM243 158H245V157H243ZM260 158H257V160L259 159L260 161H262ZM19 159H20V158H19ZM26 159H27V158H26ZM186 159H187V158H186ZM186 159H185V161H186ZM217 159H218V158H217ZM217 159H216V160H217ZM221 159H223V158H221ZM229 159H230V158H229ZM229 159H228V161H226V163H228V164H229V162H230ZM231 159H232V156H231ZM231 159H230V160H231ZM245 159H246V158H245ZM245 159H243V160H245ZM263 159H264V158H263ZM9 160H10V159H9ZM11 160H12V158H11ZM21 160H22V159H21ZM29 160H30V159H29ZM190 160H191V158H190ZM198 160H199V159H198ZM200 160H204V159L201 158ZM240 160H239V161H240ZM246 160H247V163H248L247 165H249V164H250V163H249L250 159H249V161H248V159H246ZM246 160H245V161H246ZM252 160H253V159H252ZM257 160H256V162H255V163H258L257 167H258V166L263 167V166L259 165V162H257ZM0 161H1V160H0ZM7 161H8V159H7ZM7 161H6V162H7ZM13 161H14V160H13ZM19 161H20V160H19ZM187 161H189V160H187ZM231 161H233V160H231ZM234 161H236V160H234ZM241 161H242V160H241ZM245 161H244V163H245ZM254 161H255V160H254ZM20 162L22 163V161H20ZM33 162H34V161H33ZM190 162H193V161H190ZM201 162L203 163V161H201ZM201 162H199V163H201ZM219 162H221V161H219ZM223 162H224V161H223ZM242 162H243V161H242ZM251 162H253V161H251ZM0 163H1V162H0ZM231 163H232V162H231ZM235 163H236V162H235ZM253 163H254V162H253ZM253 163H251V164L249 165L251 168H252V164H253ZM2 164H3V163H2ZM12 164H13V163H12ZM197 164H198V163H197ZM205 164H206V163H205ZM214 164H215V162H214ZM216 164H217V163H216ZM221 164H222V163H221ZM228 164H227V166H228ZM236 164H237V163H236ZM239 164H241V163H239ZM239 164H238V166H239ZM242 164H243V163H242ZM260 164H261V162H260ZM3 165H5V164H3ZM3 165H0V166H1V167H0V172L2 171V173H3V171H6L5 167L8 166L7 164H6L5 166H3ZM14 165H15V164H14ZM14 165H13V166H14ZM25 165H26V163H25ZM178 165H179V164H178ZM178 165H177V166H178ZM183 165H184V163H183ZM217 165H218V164H217ZM224 165H225V164L223 163V166H224ZM177 166H176V167H177ZM201 166H202V165H200L199 167H197V168H199V169L196 168L197 171L201 170ZM209 166H210V165H209ZM223 166H221V168H223ZM227 166H226V167H227ZM238 166H236L235 169H236ZM241 166H243L242 168L244 169V166H245V165L243 164V165H241ZM11 167H12V166H11ZM14 167H15V166H14ZM23 167H24V166H23ZM25 167H26V166H25ZM27 167H28V165H27ZM27 167H26V168H27ZM181 167H182V166H181ZM215 167H216V166H215ZM260 167H258L259 170H262V169H260ZM12 168H13V167H12ZM179 168H180V167H179ZM183 168H184V167H183ZM186 168H188V167H186ZM186 168H184V169H186ZM204 168H205V167H204ZM230 168H231V166H230ZM245 168H246V169H244V170L241 169V170H243V171L248 170L247 167H245ZM19 169H20V168H19ZM23 169H24V168H23ZM194 169H195V168H194ZM212 169H215V168L212 167ZM212 169H211V172H212ZM228 169H229V168H228ZM10 170L13 171V170H15V168H14L13 170L10 168ZM178 170H179V169H178ZM192 170H193V168H192ZM192 170H190V171H192ZM216 170H218V169H216ZM216 170H213V171L215 172ZM237 170L239 171V168H238ZM259 170H258V172H259ZM8 171H9V169H8ZM22 171H23V170H22ZM190 171L188 170V172H190ZM197 171H193V172H196V174L198 175L199 173H198ZM207 171H208V170H207ZM234 171H235V170H234ZM253 171H255V170H253ZM15 172H17V169H16ZM27 172H28V171H27ZM201 172H202V171H201ZM229 172H230V171H229ZM231 172H232V171H231ZM231 172H230V173H231ZM260 172H261V171H260ZM262 172H264V171H262ZM18 173H19V172H18ZM183 173H185V170L183 171ZM234 173H235V172H234ZM241 173H242V172H241ZM244 173H245V172H243L242 177L244 176ZM6 174H7V173H6ZM8 174H9V172H8ZM8 174H7V175H8ZM10 174H13V173L11 172ZM23 174H24V173H23ZM185 174H186V173H185ZM3 175H4V174H3ZM3 175H2V176H3ZM180 175H182V173H181ZM9 176H10V175H9ZM182 176H183V175H182ZM199 176H200V174H199ZM263 176H264V174H263ZM4 177H5V176H3V177H1V178L4 179ZM19 177H20V176H19ZM29 177H30V176H29ZM239 177H241V176H239ZM1 178H0V179H1ZM178 178H179V177H178ZM178 178H177V179H178ZM26 179H27V178H26ZM28 179H29V178H28ZM30 179H31V178H30ZM240 179H241V178H240ZM240 179H239V181L242 180V179H241V180H240ZM0 181H1V180H0ZM2 181H3V180H2ZM179 181H181V179H180ZM187 182H188V181H187ZM210 182H212V181H210ZM210 182H209V184H210ZM242 182H243V180H242ZM2 183H3V182H2ZM20 183H21V182H20ZM51 183H52V182H51ZM189 183H190V182H189ZM193 183H194V182H193ZM47 184L50 185V183H47ZM180 184H181V182H180ZM187 184H188V183H187ZM187 184L185 183V180H184V185H187ZM240 184H241V182H240ZM194 185H195V184H194ZM235 185H236V183H235ZM245 185H246V184H245ZM245 185H244V186H245ZM237 186H238V185H237ZM239 186H240V185H239ZM246 186H247V185H246ZM241 187H242V186H241ZM248 187H249V186H247L246 189H247ZM262 187H263V186H262ZM169 188H170V187H169ZM169 188H168V190H169ZM181 188H182V187H181ZM183 188H184V186H183ZM231 188L233 189V187H230V189H231ZM235 188H236V187H235ZM237 188H238V187H237ZM249 188H250V187H249ZM249 188H248V189H249ZM263 188H264V187H263ZM239 189H240V188H239ZM243 189H244V187H243ZM170 190H171V188H170ZM262 190H263V189H262ZM171 191H172V190H171ZM171 191H169V193H170ZM181 191H182V190H181ZM203 191H204V190H203ZM210 191H211V190H210ZM234 191H235V190H234ZM251 191H252V190H251ZM230 192H231V191H230ZM236 192H237V191H236ZM236 192H235V193H236ZM248 192H250V191H248ZM239 193H241V192H239ZM253 193H254V192H253ZM197 194L199 195V193H197ZM237 194H238V193H237ZM244 194H246V193H244ZM247 194H249V193H247ZM209 195H210V194H209ZM209 195H207V196L209 197ZM250 195H251V193L249 194V198L251 197ZM259 195L262 196V194H259ZM25 196L27 197L28 195L25 194ZM211 196H212V195H211ZM256 196H257V195H256ZM256 196H254V197H256ZM28 197H29V196H28ZM196 197H197V196H196ZM205 197H206V195H205ZM213 197H214V196H213ZM197 198H198V197H197ZM211 198H212V197H211ZM198 199H199V198H198ZM198 199H197V200H198ZM215 199H216V198H215ZM237 199H238V198H237ZM240 199H241V198H240ZM247 199H248V198H247ZM260 199H261V198H260ZM5 200H6V199H5ZM205 200H206V199H205ZM211 200H212V202H213L214 199L212 198ZM248 200H249V199H248ZM258 200H259V199H258ZM187 201L189 202V200H187ZM199 201H201V200H199ZM199 201H198V202H199ZM209 201H210V199H209ZM237 201H238V200H237ZM250 201H251V198H250ZM188 202H187V203H188ZM198 202H197V203H198ZM203 202H204V201L200 202V204L197 205V206H199V207L202 206V208H204V210H202L201 207H200V209H201L203 212H204V211H205V212H204L203 214H200L199 217H198L199 214L197 215V218H198L199 220H198L197 218H196V219H197V222H196V220H195V223H194V224L196 225V228H194V226H195L194 224L191 225V223H190V224L187 223L188 225H190V228H189V226H188V228H189L188 230H190L189 232L186 231L187 229L182 228V227H185V225H186L185 223H184L185 225L183 226V224L180 225L181 222H178V220H179L180 218H182V217H180L179 219L176 218V219H178V220L175 219L176 221L174 220V216H172L173 218L171 217L175 222H178V223L175 224L176 226L174 225V227H176L177 230H178V228H177L178 226H179V228L182 226V227L180 228L181 230L179 229V231H182V233H184V232L186 231V232L184 233V235H185V237H186V235H187L186 238H188L189 240H186L185 237H184V239H183V238H182V239L180 238V241H181V242H182V240L189 241V242L185 245V247H187L188 244H189V246H190V244H191V246H193V244H194V245H195L194 247L197 248V251H198V252H202V254H203L204 251H205V249H203L204 247L207 248V249L209 248L210 250H212V252H213V250H214V251H217V252H218V251L220 252V251H221V244H222V241H223V239H225L223 243L229 244V242H233V245H232V246L236 245L235 248H234V247H233V248L230 247V249H232V251H233V255H228V256H225V257H223V258H219V259L214 258V259H216V260H215L216 262L220 261V263H221V262H222L221 260H224L223 262H224L225 264H259V261H260L261 264H263L264 262H262V261H264V260H263L262 258H264V256H263L264 253H262V251L264 250V244H262V245L260 244V249H261V250L263 249L262 251H261L260 249L257 250V251H259V250L261 251V252H259V256L261 255L260 253L263 254V255L260 256L261 258H260V260H259L258 255H257V251H256L257 247H259V246H257L256 249L254 248L256 253L253 252L254 250L252 249V253H253V254H251V256H250V253L248 252L249 250L247 251V249L245 250V249H243V248L241 247L243 244H242L241 241H239L238 239H239V238H242V235H243V234H246L245 232H244L240 237L235 236L236 240H234V239H233V240H229L228 238H227V239H228V240H227L226 238H224V237H226V235H227V236L229 235V234H225V233L227 232L226 229L228 228V230H229V228H231L234 224H233L231 227H229V226H228V227H224L226 224H225V223L223 222V220H222V219L224 218V217H222V214L224 213V212H222V211H223V210H222V207H223V201H219V199H217L218 204H219L220 202H222V203H220V204H222V205H218V204H216V200L213 202V204H211V201H210V203H209V202H208V199H207V201H206V202H208V203H205V202L203 203ZM233 202H234V200H233ZM239 202H240V201H239ZM255 202L257 203V201H254L253 203H255ZM10 203H11V202H10ZM242 203H243L242 205L244 206V201H243ZM245 203H246V202H245ZM258 203H259V202H258ZM12 204H13V203H12ZM21 204H24V203H21ZM25 204H26V203H25ZM27 204H28V203H27ZM189 204L192 205V203H189ZM201 204H202V205H201ZM229 204H230V203H229ZM235 204L238 205L237 203H235ZM246 204H247V203H246ZM260 204H261V203H260ZM260 204H258V205L261 206L263 203H262L261 205H260ZM32 205H33V204H32ZM32 205H31V206H32ZM236 205H235V206H236ZM239 205H241V204H239ZM239 205H238V206H239ZM247 205H248V204H247ZM22 206H24V205H22ZM25 206H27V205H25ZM28 206H29V205H28ZM34 206H35V205H34ZM188 206H189V205H188ZM224 206L226 207V205H224ZM230 206H231V205H230ZM238 206H237V209L240 207V206H239V207H238ZM243 206H242V208H243ZM250 206H251V205H250ZM250 206H249V207H250ZM253 206H254V205H252L251 210L253 209ZM256 206H257V205H256ZM259 206H257V207H259ZM20 207H21V206H20ZM46 207H48V206H46ZM189 207H190V206H189ZM192 207H193V206H192ZM254 207H255V206H254ZM36 208H38V207H36ZM245 208H247V206H246ZM245 208H244V209H245ZM262 208H263V206H262ZM17 209H18V208H17ZM19 209H20V208H19ZM23 209H25V208H23ZM29 209H31V208H29ZM46 209H47V208H46ZM46 209H44V210H46ZM194 209H195V208H194ZM198 209H199V208H198ZM200 209H199V210H200ZM237 209L235 208V210H237ZM244 209H242V210H244ZM247 209H248V208H247ZM249 209H250V208H249ZM257 209H258V208H257ZM260 209H261V208H260ZM263 209H264V208H263ZM263 209H261V210L264 211ZM232 210L234 211V208H233ZM242 210L240 209V211L238 210L237 212H241ZM253 210H254V209H253ZM26 211L31 212V210H28V208L26 209ZM32 211H33V210H32ZM35 211H36V209L34 210V212H35ZM46 211H47V210H46ZM244 211H246V210H244ZM255 211H256V210H255ZM262 211H261V212H262ZM34 212H33V213H34ZM179 212H180V211H179ZM185 212H186V211H185ZM197 212H198V211H196V213H197ZM256 212H257V213H260V212H258V211H256ZM26 213H27V212H26ZM31 213H32V212H31ZM36 213H39V212L37 211ZM50 213H51V212H50ZM176 213H177V212H176ZM190 213H191V212H190ZM234 213H236V211H235ZM234 213H233V215H234ZM19 214H20V213H19ZM42 214H43V213H42ZM61 214H62V213H61ZM61 214H60V215H61ZM185 214H186V213H185ZM187 214H189V213H187ZM206 214H208V215L211 217V219L204 218V217H206ZM242 214L244 215V213H242ZM242 214H240V215H242ZM262 214H263V212H262ZM25 215H26V214H25ZM27 215H28V213H27ZM31 215H32V214H31ZM35 215H36V217H37L38 214H35ZM35 215L33 214L32 216H27V217H29V218H30V217H33V216L35 217ZM223 215H224V214H223ZM235 215L237 216V214H235ZM235 215H234V217H235V219H237ZM247 215H248V214H247ZM247 215H246L247 219H251L250 217H252V216L248 217ZM13 216H14V215H13ZM39 216H40V215H39ZM47 216H48V215H47ZM49 216H50V215H49ZM61 216H62V215H61ZM61 216H60V217H61ZM188 216H189V215H188ZM192 216H193V215L191 214V217H192ZM195 216H196V215H195ZM228 216H229V215H227V217H228ZM244 216H245V215H244ZM260 216H261V213H260ZM62 217H63V216H62ZM189 217H190V216H189ZM189 217H188V218H189ZM200 217H201V219H200ZM234 217H233V221H235ZM246 217H244V220H245V221H247V220H246ZM257 217H259V216H257ZM263 217H264V216H263ZM10 218H11V217H10ZM10 218H9V219H10ZM12 218H17V217L14 216V217H12ZM18 218H19V217H18ZM38 218H39V217H37V219H38ZM54 218H56V216H55ZM185 218H186V217H185ZM185 218H184V220H185ZM240 218H242V216H241ZM252 218H253V219H251V220H255L254 222L256 223L257 220H258V222H259V219L261 220L262 216H261L259 219H257V220L254 219V217H252ZM9 219H7V220H9ZM19 219L21 220V218H19ZM19 219H18V221H19ZM47 219H48V218H47ZM47 219H46V220H47ZM12 220H13V219H11V220H9V221H12ZM14 220L16 221V219H14ZM221 220H222V222H223L225 225L221 222ZM239 220H240V219H239ZM9 221H8V222H9ZM18 221H16V222H18ZM48 221H49V220H48ZM170 221H171V220H170ZM170 221H168V222H170ZM179 221H180V220H179ZM181 221H183V218H182ZM189 221L191 222V220H189ZM189 221H188V222H189ZM193 221H194V220H193ZM233 221H232V222H233ZM245 221H244V222H245ZM263 221H264V219H263L262 221H260V222L264 223ZM12 222L14 223V221H12ZM33 222H34V221H33ZM67 222H68V221H67ZM186 222H187V221H186ZM228 222H230V221H228ZM241 222H243V221H241ZM241 222H240V225H242ZM254 222H253V223H254ZM9 223H10V222H9ZM20 223H21V222H20ZM25 223H27V222H25ZM29 223H30V222H29ZM166 223H167V221H166ZM166 223H165V224H166ZM247 223H250V222H247ZM251 223H252V222H251ZM255 223H254V224H255ZM262 223H261V225H262ZM16 224H17V223H16ZM31 224H32V223H31ZM170 224H173V223H169V225H170ZM177 224H178V226H177ZM245 224H246V223H245ZM256 224H257V223H256ZM20 225H21V224H20ZM33 225H34V224H33ZM33 225H32V227H34ZM223 225H224V226H223ZM16 226H17V225H16ZM16 226H15V227H16ZM163 226H165V225H163ZM170 226L172 227L173 225H170ZM191 226H192V227H191ZM236 226H237V225H236ZM245 226H246V225H245ZM245 226H243V227H245ZM258 226H260V225H258ZM0 227H1V226H0ZM20 227H21V226H20ZM29 227H30V226H29ZM36 227H37V226H36ZM78 227H79V226H78ZM166 227H167V226H166ZM247 227H248V226H247ZM252 227H254V226H252ZM252 227H251V228H252ZM261 227H262V226H261ZM2 228H3V227H2ZM5 228H6V227H5ZM24 228H26V227H24ZM24 228H23V230H24ZM69 228H70V226H69ZM167 228H168V227H167ZM172 228H173V227H172ZM172 228H171V229H172ZM191 228H194L195 230H191ZM233 228H234V226L231 228V230H229L231 233H232V231H233V233H234V231H235V230H233ZM237 228H238V227H237ZM237 228L235 227V229H237ZM251 228L249 227L248 230H249V229L251 230ZM254 228H255V227H254ZM258 228H259V227L256 228V229H257L256 231L259 230ZM263 228H264V226H263ZM31 229H33V228H31ZM31 229H29V231H30ZM76 229H77V228H76ZM163 229H164V227H163ZM176 229L174 228V232H173V233L176 232ZM240 229H243V228H240ZM240 229H239V231H241ZM33 230H35V227H34ZM33 230H32V231H33ZM38 230H39V229H38ZM168 230H169V228H168ZM184 230H185V231H184ZM260 230H261V229H260ZM262 230H264V229H262ZM262 230H261V231H262ZM0 231H2V230H0ZM26 231H27V228H26ZM29 231H28V232H29ZM162 231H163V230H162ZM166 231H167V230H166ZM179 231H178V233H179ZM183 231H184V232H183ZM244 231H245V229H244ZM256 231L254 232V230H253V231H251V232H252V233H253V232L256 233ZM261 231H260V232H261ZM4 232H6V231L4 230L3 233H4ZM30 232H31V231H30ZM160 232H161V231H160ZM163 232H165V231H163ZM167 232H168V231H167ZM190 232H191V233H190ZM230 232H228V233H230ZM246 232H248V231H246ZM251 232H249V237H248V238L250 239V241H251L252 239L254 240V238H255L254 234H252ZM3 233H2V234H3ZM170 233H171V231H170L169 233H165V235H166V234H170ZM188 233H189V235L192 234V235H191L192 238L188 237ZM231 233H230V235H229V236H230V237H229L230 239H231V235L233 234V233H232V234H231ZM250 233H251V234H250ZM4 234H5V233H4ZM9 234H10V233H9ZM32 234H33V233H32ZM77 234H79V232H78ZM162 234H163V233H162ZM175 234H176V233H175ZM223 234H224V235H223ZM237 234H238V233H237ZM257 234H258V236L261 235V234H259V231H258ZM5 235H7V233H6ZM5 235H4V236H5ZM11 235H12V234H11ZM30 235H31V233H30ZM165 235L163 234L164 237H165ZM173 235H174V234H173ZM246 235H248V234H246ZM251 235H253V236H251ZM263 235H264V234H263ZM4 236H2V237H4ZM52 236H53V235H52ZM160 236H161V234H160ZM166 236H167V235H166ZM178 236H180V235H177V236H176V239H179ZM182 236H183V235H182ZM182 236H181V237H182ZM0 237H1V236H0ZM19 237H20V236H19ZM58 237H59V236H58ZM164 237H163V238H164ZM173 237H174V236H173ZM221 237H222V238H221ZM251 237H253V238L251 239ZM263 237H264V236H262V238H263ZM158 238H159V237H158ZM163 238H162V236H161V237L159 238L160 241H161V239H162L163 242H167V238L165 237L166 239H164V240H166V241H164ZM245 238H246L247 240H246ZM248 238H247V237H244V238H242V239H243V240H246V242H247V241L249 240ZM256 238H257V236H256ZM168 239H169V238H168ZM170 239H171V238H170ZM170 239H169V240H170ZM191 239H192L193 242L191 241ZM242 239H240V240H242ZM54 240H55V239H54ZM253 240H252V241H253ZM257 240H259V239H257ZM257 240H256V241H257ZM262 240H263V239H262ZM170 241H171V240H170ZM177 241H178V240H177ZM180 241H178V242H180ZM250 241H249V244H250ZM263 241H264V240H263ZM56 242H57V240H56ZM260 242H262V241L260 240ZM260 242L258 241L257 244L260 243ZM0 243H1V241H0ZM175 243H176V241H175ZM185 243H186V242L184 241V244H185ZM220 243H221V244H220ZM240 243H241V244H240ZM263 243H264V242H263ZM167 244H169V243H167ZM179 244H180V243H179ZM174 245L177 247L178 243H177V245H176V244H174ZM168 246H169V245H168ZM180 246H181V244H180ZM182 246H183V244H182ZM189 246H188V247H189ZM191 246H190V248L194 249V248L191 247ZM248 246H250V245H248ZM169 247H170V246H169ZM173 247H174V246H173ZM183 247H184V246H183ZM183 247H182V248H183ZM188 247H187V248H188ZM261 247H262V248H261ZM174 248H175V247H174ZM177 248L180 249L179 246H178ZM177 248H175V249H177ZM182 248H181V249H182ZM246 248H249V247H246ZM172 250H173V249H172ZM199 250H200V251H199ZM170 251H171V250H170ZM207 251H208V250H207ZM205 252H206V251H205ZM263 252H264V251H263ZM164 255H165V254H164ZM262 256H263V257H262ZM162 257H163V256H162ZM213 257H215V256H213ZM221 257H222V256H221ZM163 258H165V257H163ZM198 259H202V257H201V258L199 257ZM207 259H208V258H207ZM214 259H213V260H214ZM220 259H221V260H220ZM261 259H262V261H261ZM162 260H163V259H162ZM167 260H168V262H169V259H167ZM167 260H166V261H167ZM182 260H183V259H182ZM186 260H187V259H186ZM192 260H194V259H192ZM202 260H204V259H202ZM202 260H199L198 262L195 261V262H196L195 264H215V263H216V262H215V263H208V261L205 262V261H202ZM163 261H165V260H163ZM187 261H189V259H188ZM186 263H187V262H186ZM224 263H223V264H224ZM170 264H175V263H171V262H170ZM221 264H222V263H221Z\"/></svg>","mask_w":264,"mask_h":264}]
</instances>
